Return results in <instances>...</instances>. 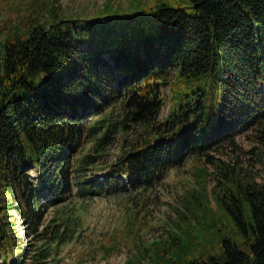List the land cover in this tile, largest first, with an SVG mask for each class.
I'll use <instances>...</instances> for the list:
<instances>
[{
  "label": "trees",
  "instance_id": "trees-1",
  "mask_svg": "<svg viewBox=\"0 0 264 264\" xmlns=\"http://www.w3.org/2000/svg\"><path fill=\"white\" fill-rule=\"evenodd\" d=\"M187 1L65 18L52 0L0 24L1 264H62L88 202L120 196L137 247L123 264H264V177L215 156L264 122V0ZM188 161L191 199L140 247L147 197L131 194Z\"/></svg>",
  "mask_w": 264,
  "mask_h": 264
},
{
  "label": "rangeland",
  "instance_id": "rangeland-1",
  "mask_svg": "<svg viewBox=\"0 0 264 264\" xmlns=\"http://www.w3.org/2000/svg\"><path fill=\"white\" fill-rule=\"evenodd\" d=\"M51 1L0 0V24L5 20L11 22L21 20L27 14L34 12L36 5L44 2L51 3ZM158 3H164L170 7H186V4H189L187 0H58L57 5H60L64 10L65 18H85L98 14L103 8L110 10L111 7H143L144 4H146V7H152ZM162 96L170 98L168 89H163ZM166 103L161 111V117L164 116L169 107V102ZM94 120L95 118L89 124ZM262 131H264V122L239 135L235 139L234 147L225 145L221 149L222 155L215 153V156L229 165H237L242 169L256 171L260 175L256 181L261 182V178L264 177V134ZM107 160L110 161L111 157H108ZM192 170H194V167L188 161L181 168L170 170L166 178L154 187L131 194L133 200H137L141 197V194L147 197L146 205H139L141 210L136 209L139 216L138 220L133 222L130 236L131 238L142 239L140 247L148 246V244L164 238L168 230L172 229V223L175 220L177 222L175 213L177 208H181L180 200L184 196L191 199L190 191L194 187ZM30 175L36 177L34 171H31ZM118 198L100 197L88 202L84 211L86 219L79 232L81 238L63 247L61 255H64V260L62 264H73L74 262L89 264L92 259L89 258V254H86V251L88 252L90 249L97 247L100 242L102 243L112 237L114 247L116 249L120 248V251L114 253L108 259L110 264H123L127 250L133 252L137 248L127 240L128 227H126V222L131 220L124 207L128 203H123ZM210 204L214 207L212 202ZM129 214L132 216L133 213ZM133 217L137 219V216ZM140 221L146 223L147 226L142 227ZM17 230L22 236V246L26 249L31 248L33 241L25 237V232L20 223L17 225ZM136 242L138 241L136 240ZM80 260L82 261L80 262ZM101 264H104V262Z\"/></svg>",
  "mask_w": 264,
  "mask_h": 264
}]
</instances>
